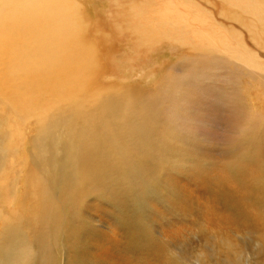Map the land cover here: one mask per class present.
<instances>
[{
	"label": "rangeland",
	"instance_id": "obj_1",
	"mask_svg": "<svg viewBox=\"0 0 264 264\" xmlns=\"http://www.w3.org/2000/svg\"><path fill=\"white\" fill-rule=\"evenodd\" d=\"M66 1L63 6L70 8L79 21L80 41L87 49L82 51L84 56H79L85 64L83 73L86 77L90 75L87 77L90 81L86 80L89 85L85 84L89 88L85 89L94 94L86 103L83 100L71 104L69 100L82 96L69 98L73 93L51 79L41 84L34 82L49 90L41 96L23 80H20V93L14 90L20 77L32 73L31 60L37 51L34 43L41 45V50L56 52L43 48L41 39L48 27L51 31L57 14L55 11V15L51 14L49 7L44 10L42 4L26 8L25 0L0 4V42L3 43L0 76L6 73L8 77L0 78V257L3 261L8 263L19 255L23 264H191L197 249L214 246L216 252L209 264H226L222 253L231 255L225 247L226 241L243 246L237 237L249 233L252 240L262 239L259 231L239 230L225 223L226 232L221 231L208 218L220 209L212 187L218 180H227L224 169L232 164L235 155L242 153L249 171L254 167L243 151L251 155L252 145L258 144L262 146L260 156H264V88L251 79V70L246 73L240 66L225 67L212 61L207 68L202 65L198 69L193 82L195 92L192 94L190 88L181 91L175 115L173 103H167L170 112L159 116L160 125L155 133L158 145L143 161L134 158L144 166L138 175H128L125 182H122L125 177L122 169H107L104 182L88 187L80 196L73 194L68 198L62 187L65 161L50 182L41 170L28 180L35 166V145L41 136L85 119L100 120L101 115L95 109L104 99L99 96L101 93L126 88L154 92L164 76L171 78L175 74L174 67L183 56L197 54L194 48L176 46L169 40L148 44L145 35L138 33V27L145 25L147 18L134 15L135 8L143 13L162 0ZM190 1L224 25L236 41L246 44L257 62H264V0H251L253 6H258V18L237 5L232 7L226 0ZM203 52L206 58L208 55L212 59L217 56L216 61L222 59L220 63L231 59L226 52H216L215 56L210 51ZM261 65L264 67V63ZM48 67L49 64L41 67L38 74L45 75ZM188 82L184 80L182 86ZM37 99L40 101L36 102ZM215 103L218 109L208 116L207 105ZM72 106L82 108L85 113V118L77 123L73 122L69 109ZM247 109L257 112L252 116H261V127L257 124L258 127L244 130L230 121L219 120L224 113ZM238 133L243 135L241 143L233 141ZM76 137L80 138L79 134L73 133V138ZM99 138L102 143L107 136L101 134ZM97 156V160L103 159L100 154ZM237 182L248 183L241 179ZM240 192L248 194L244 188ZM50 193L56 195L58 204L51 221L54 238H50L53 240L48 247L41 243L40 255L29 263L23 255L16 254L20 246L14 248L17 236L11 227L16 225L19 229L20 225H27L25 218L30 210L39 211L34 208L39 207L40 197ZM257 193L261 195L260 190ZM255 208L264 215V201L259 200ZM9 246L11 249H7ZM43 255L49 261L43 262ZM257 264L264 263L259 260Z\"/></svg>",
	"mask_w": 264,
	"mask_h": 264
},
{
	"label": "bare ground",
	"instance_id": "obj_2",
	"mask_svg": "<svg viewBox=\"0 0 264 264\" xmlns=\"http://www.w3.org/2000/svg\"><path fill=\"white\" fill-rule=\"evenodd\" d=\"M6 1L8 0H0V4ZM226 1L230 2L232 7L237 5L244 11L251 12L255 17L260 16L258 6H253L251 0ZM63 2L64 0H25L24 7L26 8L28 6L34 8L42 4L44 10L49 7L48 11L51 14H57V20L51 24V31L48 27L46 34L41 39L43 48L56 49V52L41 50V45L38 46L34 43L37 51L31 60L32 73L27 72L24 77H20L14 85V90L20 93L22 87L20 80H23V82H29L31 86L35 87L41 96L49 90L38 87L34 82L41 84L51 79L54 84H61L67 89V92L73 93L69 98H74L76 94L82 96L81 99L69 100L71 104L82 103L83 100L86 103L94 96L85 89L88 87L85 86L86 80L90 81V79L87 78L89 74L86 77L83 73L82 66H85V64L79 58V56H84L82 51L84 49L87 51V49L80 41L81 27L79 21L73 17L70 8L63 6ZM196 6L190 0H162L161 2L157 1L156 5L143 13H141L140 8H135L134 15L147 18L145 25L140 24L142 29L140 30L141 27L139 26L137 31L140 35H145L146 38L143 37L148 44L155 41L169 40L173 41L176 46H190L196 50L197 54L185 58L183 56L180 63L174 67L175 74L171 78L168 75L164 76L154 92L146 93L126 88L115 92L107 90V93L99 94L104 98L95 109L101 115L100 120H82L85 118L84 110L80 107H70L73 122L82 121L74 125L71 124V127L62 130H59L58 127L54 128L38 139L35 145V166L32 167L28 180L38 170H41L50 182L49 179L56 176L58 166L65 161L66 164L62 166L65 173L62 187H65L64 195L69 198L73 194L80 196L88 187L104 182L107 169H122L123 176L125 175L122 182H125L130 174L136 173L138 175L141 166H144V164L135 161L134 158L143 161L147 154L151 153V149L158 145L155 133L160 125L158 122L159 116L164 112H170L167 103H173L172 112L175 115L181 91L190 88V92L193 94L195 92L193 82L198 75V69L202 65L207 68L208 63L212 61L225 67L228 65L240 66L246 73L251 70L253 73L251 79L254 82L261 83L264 88V67L261 65L264 62H257L255 56L253 55V57L252 53L249 52L250 50L248 51L249 48L245 47L246 44L236 41L234 36H230L231 34L224 25L222 26L220 22L218 23L209 14ZM262 19L264 20L263 17ZM210 20H212V23ZM238 34L240 33L238 32ZM0 44L3 45L2 42ZM204 50L212 52L214 56L217 55L216 52H226L231 56V59L228 61L223 58L225 61L220 63L222 59L216 61L217 56L212 59L207 55L206 58ZM199 51L203 53L200 54ZM219 55L221 56V54ZM48 64L46 74H38L40 68H46ZM0 78L8 79L6 73H2ZM186 79L189 82L183 87L182 82ZM86 85H89V83ZM35 101L39 102L40 100ZM216 104L207 105L208 116H212V111L218 109ZM255 113L257 112L252 109L237 111L234 114L227 112L219 120L222 122L227 120L237 128L249 130L257 124L260 127L262 125L261 116V119L258 116H252ZM75 128L77 132L74 130ZM73 133L79 134L80 138L76 137L74 139ZM101 134L107 136L102 143L99 138ZM250 134L251 132H248V135ZM242 136L238 133L233 137V141L241 143ZM226 143L225 141L224 144ZM251 150L253 152L251 155H248L245 151H243V154L246 156L245 159L250 160L254 168L249 171L246 162L242 158V153L239 156L237 154L232 160V164H228L224 169L227 170L225 172L227 180H218L216 186L212 187L214 194L219 199L220 209L218 208L217 214L214 213L208 217L210 222L207 218L206 221L214 224L219 229L221 228V231L226 230L224 223L229 226L235 225L239 230L253 229L259 231L260 237L264 240V215L262 211L255 208V204L259 200L264 201V156H260L262 152L261 145L254 144ZM222 151L223 153L226 152L224 147ZM98 154L103 159L97 160ZM240 179L247 180L250 187L246 182L238 184L237 181ZM243 188L248 190V194L240 192ZM257 190H260V196ZM39 200V207L34 208L39 209V211L30 210L29 216L25 218L28 220L27 223L29 222L27 225H24V227L20 225L19 229L16 225L11 227L15 230L14 234L17 236L14 248L17 244L20 246L16 254L23 255L29 263H33L35 258L40 255L41 243L44 247H48V243L53 240L50 239L53 237L51 221L56 215L58 206L56 195L50 193L41 196ZM31 213L33 214L32 217ZM0 215L2 216L1 212ZM7 249H11V247L9 246ZM222 254L225 263L229 264L232 259L231 255ZM41 260L43 262L49 261L48 257L44 255ZM259 260L264 263V256ZM0 264H23V261H21L19 255H15L8 263H5L0 257Z\"/></svg>",
	"mask_w": 264,
	"mask_h": 264
},
{
	"label": "clouds",
	"instance_id": "obj_3",
	"mask_svg": "<svg viewBox=\"0 0 264 264\" xmlns=\"http://www.w3.org/2000/svg\"><path fill=\"white\" fill-rule=\"evenodd\" d=\"M237 241L243 242V246H239L233 241H226L225 247L231 254L232 259L229 264H257L259 259L264 256V240H252V234H242L237 237ZM251 247H248V245ZM216 248L205 247L195 251L191 258V264H209Z\"/></svg>",
	"mask_w": 264,
	"mask_h": 264
}]
</instances>
